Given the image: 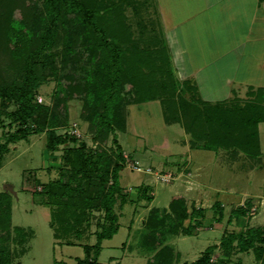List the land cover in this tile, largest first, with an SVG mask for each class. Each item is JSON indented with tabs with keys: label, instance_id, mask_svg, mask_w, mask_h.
<instances>
[{
	"label": "trees",
	"instance_id": "trees-1",
	"mask_svg": "<svg viewBox=\"0 0 264 264\" xmlns=\"http://www.w3.org/2000/svg\"><path fill=\"white\" fill-rule=\"evenodd\" d=\"M42 1L49 14L45 28L34 33V30H28L32 0H0V54L7 59L3 65L7 68L4 71L7 75L0 76V126L7 127L0 138V167L10 151V144L28 139L33 134L45 133L46 148L51 154L68 143L60 155V170L67 169L70 178L64 181L58 177L44 184L45 191H48L44 203L51 209L50 225L55 237L72 233L77 239L73 242L83 246L85 255L77 257L75 264H103L98 260L103 241L112 238L121 226L120 213L115 208L117 199L120 198L121 206L130 201L119 180L120 170L125 167V157L116 135L127 128L123 93L129 90L131 98L128 97L127 104L159 100L165 122L179 123L190 134L192 146L208 150L225 149L230 151L232 158L242 152L257 160L261 155L259 124L264 122V86H250L247 92L249 99L245 100L237 95L216 102L205 100L191 79L179 80L170 73L168 80L160 74L163 70L155 67L154 60L170 59V56L166 48L155 46L153 34L149 41L144 40L142 46L126 32L123 40L117 44L111 42L104 26L120 35L118 24H124V17L115 11L118 7L115 0ZM17 10L21 13L20 19L25 22L16 20ZM72 12L83 20L86 37L82 53L97 61L95 66L98 71L85 84L75 81L72 72L59 74L60 63H69L75 56H70L69 52L80 40L75 31L71 42L65 40L67 30L62 25L63 18H70ZM138 33L139 36L145 34ZM58 40H61L65 51L59 62L57 56L61 52L54 49ZM53 80L57 81L59 88L52 94L53 105L39 102L38 89ZM100 86L107 88L104 95L98 91ZM90 94L97 96L94 95L90 101ZM74 98H80V116L88 122L92 138L97 142L91 149L75 135L57 133L58 117L64 112L68 114L69 104ZM4 116L9 120L8 124ZM111 134L112 141L119 144L117 149L108 144ZM252 163L251 166L254 165ZM152 190L150 184L140 185L136 201L143 199L146 201L144 204L152 202ZM252 202L237 207L233 213L234 216H246L244 228L227 231L219 243L209 245L197 259L182 264H218L222 258L217 261L212 259L218 247L227 257L236 251H252L257 264H264V224H248ZM214 204L213 208L218 209H215V219L221 220L223 205L217 201ZM94 211H102L104 216L102 221H98L99 229L93 233L95 243H89L87 240L93 236L91 218ZM205 211L195 207L193 201L188 203V198L182 193L174 194L169 206L164 209L150 207L144 245L154 249L158 240L194 234L203 226ZM11 221L12 196L10 192L1 190L0 228L8 233ZM15 229L18 233L26 231L23 227ZM166 248L168 252L159 250L149 264L173 263L180 252H176L173 245H164L163 249ZM2 253L0 264L11 263L9 253ZM225 262L228 263V260Z\"/></svg>",
	"mask_w": 264,
	"mask_h": 264
},
{
	"label": "rangeland",
	"instance_id": "rangeland-1",
	"mask_svg": "<svg viewBox=\"0 0 264 264\" xmlns=\"http://www.w3.org/2000/svg\"><path fill=\"white\" fill-rule=\"evenodd\" d=\"M115 2L118 5L115 11L119 16L124 17V24H118L117 32L120 35L104 26L103 29L108 32L106 35L111 38L112 43H116L126 37L124 36L126 32L131 34L132 38L142 46L145 44L144 40H148L153 34L156 38L152 39L155 46L166 48L169 52L170 59L169 57L167 59L159 58L153 62L156 68L163 70L160 74L165 79H170V73L178 78L172 55L176 59L183 56L184 46H187L189 50L186 54H190L193 47L196 48L195 52L204 53L205 49L210 50L211 46L217 47L219 53L223 50L229 51L242 39L257 38L261 44L257 41L256 62L258 63L264 58V40L257 36V33L262 29H257L256 33V30L250 27L252 18L260 22L264 21V13L259 9L257 12L247 10L250 14H246V17L249 18L246 20L242 16L244 8L241 10V14L232 11L231 8H219L220 15L218 11L209 10L204 0H115ZM231 4L229 7L234 6L232 1ZM30 13L31 20L28 30H34L36 33L37 30L44 29L46 17L49 14L45 2L32 0ZM20 15V11L17 10L16 20L25 22L20 19ZM70 15H72L70 18L64 17L62 22L64 29L67 30L65 40L68 42L73 40V31L80 36V40L79 44L69 52L70 56L75 55L69 63H60L59 74L72 72L75 81L79 80L85 84L90 77L92 78L93 73L98 71L95 66L97 61L94 58H87L83 54L85 46L83 41L86 34L81 16L74 15L73 12ZM201 20L208 23V27L203 31ZM176 26H180L177 30L182 28L178 35L182 41L173 36L172 30ZM138 31L145 34L139 36ZM187 31L189 34L186 33ZM201 36L205 41L201 42ZM262 38H264V29ZM58 41L54 49L61 52V55L57 56L59 62L65 51H63L61 40ZM251 47H253L251 44H246L245 51ZM6 62L7 59L0 54V76L2 77L7 75L4 72L7 68L3 66ZM101 65L99 62L100 67ZM243 70V66H241L237 71L236 84L233 85L236 92L230 94L231 98L235 95L243 100L248 98L247 92L250 89L245 85L238 84L244 74ZM254 72L256 73L253 70L247 76L249 80L255 79ZM179 80L183 79L179 78ZM91 88L94 89L93 85ZM106 89V87L100 86L98 91L104 95ZM54 91H59L57 81L53 80L42 84L38 89L37 100L53 105L51 98ZM94 95L96 94H90L88 99L91 101ZM123 96L122 103L126 106L127 112V128L126 131L116 133L125 157V167L120 170L119 180L126 194L129 195L130 201L121 206L120 198L117 199L115 208L120 213L121 226L112 238L103 241V249L98 258L101 263L149 264L154 260V256L159 250H168L167 248L163 249L164 245H173L176 252H180L171 264L191 262L197 259L209 245L219 243L222 235L227 231H239L244 228L246 216L243 214L234 216L233 213L237 207L246 206L248 201H253L249 208L250 220L248 224L252 226L264 224V122L259 124L260 158L252 160L242 152L232 158L227 155L229 151L190 148L186 145L184 140L188 136L182 126L178 123L167 124L165 122L159 102L127 104L128 97H130L129 90L123 93ZM80 111V98H74L69 104L68 114L64 112L58 117L60 122L56 130L57 133L75 135L79 141H85L91 149L96 146L97 142L93 140V133L88 127V122L81 118ZM4 119L8 124L9 120H6L5 116ZM6 131L7 127L0 126V138ZM44 135L45 133L33 134L28 139L11 143L10 151L6 154L4 163L0 167V191L6 190L12 196L11 227L8 233L0 228V253H9L12 262L10 260L11 263L8 264H60L61 262L75 264L77 257L85 255L83 246L73 242L76 238L72 233L60 238L53 235V228L50 225L51 209L44 203L48 192L45 191L44 184L58 177L63 180L70 178V172L67 169H62V172L60 170L62 164L60 155L63 152V147L68 143L61 145L58 151L51 154L46 148ZM112 136L111 134L108 144L117 149L119 144L112 141ZM53 155L59 158H55ZM135 161L143 168L142 171L134 169ZM184 161L189 162L191 171L195 174L194 178L206 187L197 185L198 187L196 186L195 189L188 183L186 190H192H185L184 183L188 182L186 177L188 169ZM252 162L254 165L251 166ZM178 181L181 185L175 186ZM142 184H150L153 188L150 193L154 198L149 204H144L146 201L143 199L136 201ZM176 192L184 194L188 198V203L193 201L195 207L206 210L203 226L192 235L180 234L162 241L158 240L154 244V249H150L144 245L145 224L149 208L152 206L159 207V209L168 207ZM216 201L220 202L224 208L221 220L215 219L216 208L214 209L213 205ZM216 210L218 211V209ZM103 216L102 211H94L93 218H91L92 235L95 230L99 229L98 221H102ZM230 218L231 220H229ZM14 227H23L26 231L18 233ZM79 241L83 242L84 240ZM87 241L95 243V235ZM24 250L25 253H23ZM219 258L223 260L218 264H237L238 262L257 264L252 251H236L227 257L218 247L213 252L212 259L217 261ZM227 260L228 263L225 262Z\"/></svg>",
	"mask_w": 264,
	"mask_h": 264
},
{
	"label": "crops",
	"instance_id": "crops-1",
	"mask_svg": "<svg viewBox=\"0 0 264 264\" xmlns=\"http://www.w3.org/2000/svg\"><path fill=\"white\" fill-rule=\"evenodd\" d=\"M231 1L234 5L233 7H229L232 5ZM204 3L207 4V8L209 10L213 9L215 12L218 11L219 14L221 12L219 8H225V9L231 8L232 11L240 12V14H241V10L244 8V12L242 16L245 17L246 20H249V18L246 17V14L251 11L257 12L259 9L260 12L264 13V1H260V0H228V1L227 0H204ZM242 16H240L241 19H242ZM251 21L252 23H250V27L254 28L256 30V33H257V29H262V31L257 33V36H260L261 40H264V38H262L263 29H264V21L260 22V21H257V19L253 20V18L251 19ZM201 22H202L201 28L203 31L204 28L208 27V23L205 20H201ZM180 26H176L174 30L172 29L171 30L173 32V36L177 37V40L180 39L182 41V38L178 37V35L181 33V29L184 27L181 26L182 28L177 30V28ZM186 33L189 34L188 31ZM242 40L240 42L238 41V43H236L235 46L232 47L229 51L223 50L222 52H219V53L217 51V47L211 46L212 48L210 50L205 49L204 53L195 52L196 48L193 47L191 53L186 54V52L189 50L187 49V46H184L185 49L183 52L184 54L183 56L181 57L177 56L178 58L176 59V57L172 55V60L175 66L174 69L176 70L175 71L176 75L180 79H191L194 82V84L197 85L200 96L203 99L212 101V102L230 98V94L233 93L236 89L233 87V85L236 84L235 77H236L239 67L241 66H243L244 74L238 83L239 85H245L248 88L250 86H254V87L264 86V80H263L264 79V58L257 63L256 62L257 53H255L257 52L256 46H258L257 41L259 42V40L257 38H253L251 40L245 38ZM203 41L205 40L202 38L201 42ZM246 44H251L253 47L248 48V50L245 51ZM203 58H204V61H203ZM253 70L256 71V73L254 72L255 79L249 80L247 76L251 74ZM153 102H159L160 104L159 100H152V101L141 102V103H153ZM171 124H175V123H171ZM184 132L188 136L187 139L185 138L184 143L188 145L190 148H197L198 146L191 145L190 134L187 133L185 130ZM218 150L227 152V150L225 149H218ZM229 153L227 155L231 156ZM184 162L186 163V167L188 169L187 171L188 174L186 176L188 178V182L186 184L184 183L185 190L187 188L188 183L191 184V186H193V188L195 189L198 187L197 185H202L203 187H206L200 181L194 178L195 174L191 171L189 162H186V161ZM178 185H181L179 181L177 185L175 186H178ZM191 190L192 189L186 190V191H191ZM177 193L178 192H176V194Z\"/></svg>",
	"mask_w": 264,
	"mask_h": 264
},
{
	"label": "built area",
	"instance_id": "built-area-1",
	"mask_svg": "<svg viewBox=\"0 0 264 264\" xmlns=\"http://www.w3.org/2000/svg\"><path fill=\"white\" fill-rule=\"evenodd\" d=\"M133 167H134L135 170H139V171H142L143 170V168L138 165V162L137 161H135V163L133 164Z\"/></svg>",
	"mask_w": 264,
	"mask_h": 264
}]
</instances>
